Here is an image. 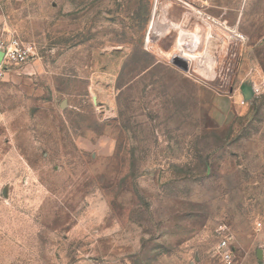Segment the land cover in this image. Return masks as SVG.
Returning a JSON list of instances; mask_svg holds the SVG:
<instances>
[{"label":"rangeland","instance_id":"rangeland-1","mask_svg":"<svg viewBox=\"0 0 264 264\" xmlns=\"http://www.w3.org/2000/svg\"><path fill=\"white\" fill-rule=\"evenodd\" d=\"M0 27L37 52L0 78V264H264V0H0Z\"/></svg>","mask_w":264,"mask_h":264},{"label":"built area","instance_id":"built-area-1","mask_svg":"<svg viewBox=\"0 0 264 264\" xmlns=\"http://www.w3.org/2000/svg\"><path fill=\"white\" fill-rule=\"evenodd\" d=\"M37 52L32 44H25L15 34L0 27V78L6 76L12 68L21 66L35 60ZM258 86L253 92L258 94ZM220 247L224 264H233L232 252L228 242H222Z\"/></svg>","mask_w":264,"mask_h":264},{"label":"water","instance_id":"water-1","mask_svg":"<svg viewBox=\"0 0 264 264\" xmlns=\"http://www.w3.org/2000/svg\"><path fill=\"white\" fill-rule=\"evenodd\" d=\"M189 62L188 60L182 58V57H176L174 60V64L179 66L180 68H183L184 70L189 69ZM242 94L245 101H251L253 99L254 93L252 89V83L247 82L245 83L242 88Z\"/></svg>","mask_w":264,"mask_h":264},{"label":"bare ground","instance_id":"bare-ground-1","mask_svg":"<svg viewBox=\"0 0 264 264\" xmlns=\"http://www.w3.org/2000/svg\"><path fill=\"white\" fill-rule=\"evenodd\" d=\"M213 22H215L216 24L220 23L218 20H213ZM182 56H183V55H182ZM182 56H179V57H182ZM176 57H178V56H176ZM182 58L186 59L184 56H183ZM186 60H187V59H186Z\"/></svg>","mask_w":264,"mask_h":264}]
</instances>
